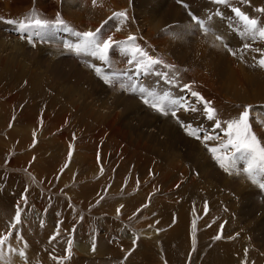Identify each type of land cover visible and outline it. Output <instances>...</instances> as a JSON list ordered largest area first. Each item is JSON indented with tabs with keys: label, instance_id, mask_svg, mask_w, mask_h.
<instances>
[{
	"label": "rangeland",
	"instance_id": "obj_1",
	"mask_svg": "<svg viewBox=\"0 0 264 264\" xmlns=\"http://www.w3.org/2000/svg\"><path fill=\"white\" fill-rule=\"evenodd\" d=\"M114 1L0 0V202L8 204L6 210L0 208V235L13 233L2 249L0 264H151L150 258H155V264H208L211 247L217 248L221 242L236 238L240 264H264V201L253 183L243 174L225 173L205 142L192 139L176 119L160 117L130 94L123 93L119 86L106 85L95 72L74 59L68 49L37 40L43 38L42 33L32 35L35 46L13 36L8 30L11 24L6 21L28 22L35 13V18L47 20L49 24L59 18L64 24L87 32L100 29V33L108 34L115 30L110 32L113 41L129 35L140 36L155 51L156 59H163L179 72V84L189 82L204 100L217 103L212 107L223 128L224 121L238 118L244 107L250 105V127L261 144H264V80L259 77L264 79V68L259 67V60L264 54V40L248 29L249 32L240 33L241 24L235 17L227 16L222 6L226 24L212 19L208 26L211 31L198 30L186 13L199 14L207 5L203 1L196 2L198 7L191 4L184 6L185 9L173 0ZM237 2L257 23L258 17L264 16L262 9ZM111 12L126 15L112 21ZM231 25L237 30H230ZM28 31L32 34L34 27ZM214 33L221 35L220 43ZM243 40L250 47H238ZM108 64L113 68L122 65L113 57ZM235 70L241 73L235 75ZM89 101L106 104L107 109L91 105ZM126 104H131L130 109L123 108ZM195 105L197 111L179 114V118L210 131L215 121L206 118L202 103ZM22 112H26V118L31 116V122L22 118ZM47 119H60L58 126H63L60 130L58 126L54 129L46 124ZM97 119L100 120L94 124ZM98 125L102 133L97 140L90 141L84 135L95 132ZM164 125L168 129L162 128ZM64 127L66 134L58 138ZM223 128L221 139L207 141L209 146H217L226 139ZM26 137L28 141L23 142ZM83 141L88 146H82ZM76 143L79 155L73 152ZM82 187L89 188L87 193ZM17 205L22 210V222L12 229L10 224L14 223ZM185 208L190 211V219L182 213L186 212ZM198 225L201 227L195 228ZM177 227H183L179 234L165 235V231L171 232ZM58 228L59 235L52 240ZM138 231L158 238H139ZM183 231L187 238L193 232L194 240L191 236L188 239L191 249L182 241ZM217 235L221 239H215ZM69 239L72 240L70 258L53 259L68 255ZM78 245L85 249L77 251ZM19 251L25 256H19ZM237 255L230 257V264L238 263ZM221 261L222 257L217 255L214 264Z\"/></svg>",
	"mask_w": 264,
	"mask_h": 264
},
{
	"label": "snow or ice",
	"instance_id": "obj_2",
	"mask_svg": "<svg viewBox=\"0 0 264 264\" xmlns=\"http://www.w3.org/2000/svg\"><path fill=\"white\" fill-rule=\"evenodd\" d=\"M217 3H227V0H216ZM95 3V0H94ZM236 15L247 26L248 30L258 36L261 40H264V26H258L257 20L249 18L248 16L241 13L239 9L234 10ZM261 11H264L262 9ZM114 15H119L124 17L126 14L121 12ZM2 19V18H0ZM192 19L196 22L201 29L205 28V24L202 20L198 19L195 16H192ZM9 24H18V31L24 33L30 28H46L49 26V22L43 19L35 18V13L32 14L31 18L28 19V22L25 21H6ZM56 24L62 25L64 21L57 18ZM100 29H97L95 32L88 31L83 33H78L80 36V42L76 44H65L64 47L73 51L77 56L81 54L89 55L93 58L100 60L101 62L107 64L109 62V51L113 48L114 42L111 36H108L106 39H101L99 36ZM22 39L26 38L28 43L35 46L31 37L21 36ZM220 39V37H217ZM128 42L135 40L134 36H129L127 38ZM250 47V45H245V48ZM131 58L128 59L127 63L133 65L136 71H149L154 65L161 64L162 61L155 59L148 55L143 49L139 47H134L131 50ZM256 51H260L256 49ZM235 55V53H233ZM259 66L264 68V54H262L259 60ZM88 67L95 71V74L103 80L106 85L114 86L119 83V86L124 91H131L133 93L137 92V89L133 85L126 87L123 82L119 80V75L116 72H103L102 68L89 63ZM186 88L190 86L185 85ZM140 99L145 105H148L156 112L169 116L177 120V123L184 128L187 135L194 137L197 140L205 142V147L212 154L213 159L218 163L219 167L227 174H244L252 183H257L256 176L259 174L261 179L259 181V187L264 189V144L258 140L257 136L252 132L250 127V118H251V106H245L244 110L240 113L239 117L236 119H230L225 121L224 124L226 127L223 128V136L226 138L222 143L217 146H209L206 142L210 140H220L219 135H201L198 128H194L192 125L184 124L180 121L177 116L176 107L179 105L184 108L186 111H197L196 108H188L187 106L181 104L177 100H169L165 96H157L151 91H147L144 88L139 89ZM191 95L197 99V102L203 104V112L206 115V118L210 121H215V128L221 129L222 124L219 120L216 119V109L212 107L210 101L204 100L200 93L196 91H191ZM171 106V107H170ZM71 157V152L69 153V158ZM238 161H243L244 166L242 168H237ZM102 171V169H101ZM26 201V198H25ZM21 208L17 205V209L14 216V223L10 224V228L15 229L17 225L22 222L21 217ZM119 211V210H118ZM13 233L8 232L6 234L0 235V259H2V249L5 247L7 241L12 237ZM59 235V228L57 229L56 234L51 237L52 240L56 239V236ZM215 239H221L220 235H217ZM68 247L66 252L68 255L63 258L53 259H68L71 256L72 249V240L67 241ZM13 252H16V249H10ZM95 250V245H93V251ZM19 256L24 257L25 253L23 251L18 252Z\"/></svg>",
	"mask_w": 264,
	"mask_h": 264
},
{
	"label": "bare ground",
	"instance_id": "obj_3",
	"mask_svg": "<svg viewBox=\"0 0 264 264\" xmlns=\"http://www.w3.org/2000/svg\"><path fill=\"white\" fill-rule=\"evenodd\" d=\"M114 1V0H113ZM123 1H125V0H123ZM239 2H241V3H243L244 4V6H247V7H250V8H257L258 7V10H259V8L260 9H264V0H263V2L261 1V0H238ZM115 2V1H114ZM135 2V1H134ZM40 4V3H39ZM245 4H249V5H245ZM120 6V5H119ZM243 6V5H242ZM128 7V6H127ZM163 7V6H162ZM99 8V7H98ZM154 8V7H153ZM164 8L165 7H163V10H164ZM128 9H130V7H128ZM157 9V8H156ZM155 9V10H156ZM99 10V9H98ZM118 10V9H117ZM157 10H160V9H157ZM155 11V12H158V11ZM251 10V9H250ZM39 11V10H38ZM119 11V10H118ZM122 11V10H121ZM166 11V10H165ZM171 11V10H170ZM120 12V11H119ZM129 12V11H128ZM127 12V13H128ZM262 12H264V11H262ZM46 13V12H45ZM97 13V12H96ZM152 14H153V12H152ZM167 13L165 12V15H166ZM171 14V13H170ZM256 14V13H255ZM49 15V14H48ZM161 15V14H160ZM78 17V16H77ZM95 17H97V16H95ZM99 17H100V15H99ZM165 17V16H164ZM172 17V16H171ZM175 17V16H174ZM255 18H257L256 16H254ZM173 18V17H172ZM74 19V18H73ZM81 19H84V18H81ZM181 19V18H180ZM184 19V18H183ZM258 26H264V16H260V17H258ZM79 20V19H78ZM99 20V19H98ZM175 20V19H174ZM74 21H76L75 19H74ZM95 23H97V21H95L94 22V24ZM233 23H237V22H235V21H233ZM91 24H93V23H91ZM90 24V25H91ZM93 24V25H94ZM242 25V24H241ZM241 25L239 26V28H240V33H242V31H243V33L244 32H249L248 30L246 31V29H248V28H246V27H244V26H242L241 27ZM81 26V25H80ZM232 26V25H231ZM161 27V26H160ZM238 27V26H237ZM137 30H139V29H137ZM181 30V29H180ZM179 30V31H180ZM237 30V29H236ZM225 31V30H224ZM230 31V30H229ZM160 32V31H159ZM222 32V31H221ZM226 34V33H225ZM234 34V33H233ZM239 34V33H238ZM146 35V34H145ZM218 35H219V37H220V39H216L219 43H220V40H221V35L218 33ZM223 35V34H222ZM243 35H245V34H243ZM247 35V34H246ZM251 35V34H250ZM215 36V35H214ZM225 35H223V37H224ZM236 36H237V34H236ZM252 36V35H251ZM225 38V37H224ZM236 38H238V37H236ZM244 38V37H243ZM227 39V38H226ZM225 39V40H226ZM244 39H246V38H244ZM214 40V39H213ZM233 41V40H232ZM239 41V40H238ZM22 44H23V42L22 41H20ZM222 42V41H221ZM227 42V41H226ZM237 42V41H236ZM241 42V41H240ZM243 42L245 43V41L243 40ZM242 42V43H243ZM20 43V44H21ZM225 43V42H224ZM12 44V43H11ZM19 44V43H18ZM21 44V45H22ZM152 43H151V40H150V45H151ZM227 44H229V43H227ZM236 44V43H235ZM249 44V43H248ZM24 45H25V42H24ZM31 45V44H30ZM15 46V45H14ZM28 46V45H27ZM155 46H157V45H155ZM215 46H217V45H215ZM234 46V45H233ZM17 47V46H16ZM25 47V46H24ZM23 47V48H24ZM258 47V46H257ZM45 48V47H44ZM52 49H54V48H52ZM224 49V48H223ZM222 49V50H223ZM55 50V49H54ZM57 50V49H56ZM174 50V49H173ZM237 50V49H236ZM159 51H161V50H159ZM240 51H241V49H240ZM64 53V52H63ZM165 53V52H164ZM245 53V52H244ZM247 53H249V52H247ZM156 54V53H155ZM166 54V53H165ZM204 54V53H203ZM242 54V53H241ZM60 55V54H59ZM69 56V55H68ZM226 56V55H225ZM158 57V56H157ZM236 57H237V54H236ZM247 57V59H248V56H246ZM252 57V56H251ZM224 58V57H223ZM238 58H239V60H240V55H238ZM215 60V59H214ZM228 61V60H227ZM231 61V60H230ZM230 61H228V62H230ZM240 61H242V60H240ZM80 62V61H79ZM216 62V61H215ZM5 63V62H4ZM231 63V62H230ZM235 63V62H234ZM238 63H240V62H238ZM237 63V64H238ZM244 63V62H243ZM246 63V62H245ZM81 64H83V63H81ZM236 64V65H237ZM84 65V64H83ZM227 65H228V63H227ZM232 65V64H231ZM85 66V65H84ZM206 66V65H205ZM217 66V65H216ZM240 66H242L241 64H240ZM86 67V66H85ZM197 67V66H196ZM232 67H233V65H232ZM235 67L236 66H234L233 68L235 69ZM260 67V66H259ZM208 68V67H207ZM242 68H243V66H242ZM241 68V69H242ZM237 69V68H236ZM239 69V68H238ZM187 70V69H186ZM210 70V69H209ZM230 70V69H229ZM250 70V69H249ZM19 71V70H18ZM231 71V70H230ZM237 70H235V73H237V74H235V75H239L238 74V72H240L239 70L236 72ZM193 72V71H192ZM196 72V71H195ZM232 72V71H231ZM231 72H229V73H231ZM233 73V72H232ZM241 73V72H240ZM79 74V73H78ZM201 74V73H200ZM244 74V73H243ZM242 74V75H243ZM84 75V74H83ZM231 75V74H230ZM241 75V74H240ZM242 75H241V77H242ZM248 75H249V73H248ZM30 76V75H29ZM94 76V75H93ZM32 77V76H31ZM61 77V76H60ZM198 77V76H197ZM235 77V76H234ZM250 77H251V74H250ZM22 78V77H21ZM78 78V77H77ZM92 78V77H91ZM129 78V77H128ZM200 78V77H199ZM240 78V77H239ZM37 79V78H36ZM248 79H250V78H248ZM259 79H261V80H264L262 77H259ZM91 80V79H90ZM93 80V79H92ZM212 80V79H211ZM124 81H126V80H124ZM238 81V80H237ZM240 81V80H239ZM247 81V80H246ZM97 82V81H96ZM198 82V81H197ZM100 83V82H99ZM196 83V82H195ZM211 83H212V81H211ZM220 84V83H219ZM210 85V84H209ZM240 85V84H239ZM68 86V85H67ZM207 86H208V84H207ZM234 86V85H233ZM118 88V87H117ZM102 89V88H101ZM67 90V89H66ZM69 90V89H68ZM95 90V89H94ZM15 91V90H14ZM83 93V92H82ZM39 94V93H38ZM93 94V93H92ZM38 96V95H37ZM85 96V95H84ZM115 96V95H114ZM119 96V95H118ZM122 96V95H121ZM89 97V96H88ZM91 97V96H90ZM113 97V96H112ZM92 99L91 100H93L94 99V97H91ZM89 99V98H88ZM128 100V99H127ZM132 100V99H131ZM96 101V100H95ZM130 101V100H129ZM133 101V100H132ZM132 101H130V103L131 104H133L132 103ZM234 101V100H233ZM89 102H91V101H89ZM123 102H124V100H123ZM126 102H128V101H126ZM133 102H135V101H133ZM136 102H137V100H136ZM92 103V102H91ZM111 103V102H110ZM121 103V102H120ZM214 103H216L215 101H214ZM214 103H212L211 105H213ZM129 104V103H128ZM128 104H126L125 106H123V108L124 107H128V109H130L129 107H130V105H128ZM138 104V103H137ZM140 104V103H139ZM217 104V103H216ZM215 104V105H216ZM221 104V103H220ZM237 104V103H236ZM91 105H98V106H100L101 108H103L104 110L105 109H107V106H106V104H96V103H92ZM121 105H124V104H122L121 103ZM135 104H133V106H134ZM132 106V107H133ZM235 106V105H234ZM120 107V106H119ZM132 107H131V110L130 111H132ZM135 107H136V105H135ZM138 107H139V105H138ZM220 107V106H219ZM137 108V107H136ZM143 108V107H142ZM222 108V107H221ZM93 109V108H92ZM98 109V108H97ZM127 108H126V110H128ZM140 109V108H139ZM99 110V109H98ZM141 110V109H140ZM129 111V110H128ZM133 111H134V109H133ZM144 111V110H143ZM147 111V110H146ZM149 111V110H148ZM101 112V111H100ZM117 112V111H116ZM115 112V113H116ZM203 112V111H202ZM24 113H26V112H22V118H24L25 119V121H28V122H31V120H29L30 118H31V116H29L28 118H26L25 116H24ZM29 114H32V113H30V111L28 112ZM104 113V112H103ZM131 113V112H130ZM133 113H135V111L133 112ZM221 113V112H220ZM219 113V114H220ZM136 114V113H135ZM148 114H149V112H148ZM146 115V114H145ZM218 115V114H217ZM221 115V114H220ZM109 116V115H108ZM111 116V115H110ZM109 116V117H110ZM133 116V115H132ZM137 116H138V114H137ZM137 116H135V117H137ZM160 116V115H159ZM151 117L153 118V116L151 115ZM150 117V118H151ZM161 117V116H160ZM164 117H166V116H164ZM123 118V117H122ZM216 118H217V116H216ZM24 119H23V121H24ZM114 119V118H113ZM221 119V118H220ZM224 119V118H223ZM98 120H100V119H97V120H95V121H93V123L95 124ZM153 120H155L156 121V119H155V117H154V119ZM4 121V120H3ZM47 121V123L46 124H48V126H50V127H54V129H56L57 128V126L59 125V123H60V121H62V120H60V119H57V120H46ZM173 121V120H172ZM171 121V122H172ZM64 122V121H63ZM63 122L61 123V124H63ZM105 122H107V121H105ZM158 123H159V121H157ZM175 122V121H174ZM225 122V121H224ZM263 122V121H262ZM100 123V122H99ZM163 124H164V122H162ZM222 123V122H221ZM65 124V123H64ZM108 124V123H107ZM173 124V123H172ZM175 124V123H174ZM214 124V123H213ZM93 125V124H92ZM103 125V124H102ZM167 125V124H166ZM225 125V124H224ZM223 125V126H224ZM1 126V125H0ZM63 126V125H62ZM62 126H60V127H62ZM99 127L98 128H94V129H96L95 130V132H93V133H91V134H89V133H87L86 135H84V136H87L88 135V138H89V140L90 141H95V140H97L99 137H100V135H101V133H102V127H101V125H98ZM137 126V125H136ZM142 126V125H141ZM163 126V125H162ZM165 126V125H164ZM5 127V126H4ZM28 127V126H27ZM59 126H58V128H59V130L61 129ZM90 127H92L91 125H90ZM89 127V128H90ZM133 127V126H132ZM65 128V127H64ZM136 128V127H135ZM162 128H167L166 126L165 127H162ZM221 128H223V127H221ZM68 129V128H67ZM108 129V128H107ZM168 129V128H167ZM58 130V129H57ZM66 128L65 129H62L59 133H58V138L59 137H63L65 134H66ZM142 130V129H141ZM221 130V129H220ZM209 131V130H208ZM222 131H223V129H222ZM109 132V131H108ZM125 132V131H124ZM70 133V132H69ZM21 134H24V133H21ZM71 134V133H70ZM122 134H123V132H122ZM171 134V133H170ZM25 135V134H24ZM23 135V136H24ZM26 135H28V134H26ZM208 135V134H207ZM29 136V135H28ZM90 136V137H89ZM124 136V135H123ZM133 136V135H132ZM66 137H67V135H66ZM126 137V136H125ZM65 138V137H64ZM68 138H70V137H68ZM87 138V139H88ZM116 138V137H115ZM55 139V138H54ZM57 139V138H56ZM61 140V139H60ZM70 140H71V138H70ZM76 140V139H75ZM23 142H27L28 141V139H27V137H26V139H24V140H22ZM49 141V140H48ZM62 141V140H61ZM66 142V141H65ZM78 142V141H77ZM18 145V144H17ZM16 145V146H17ZM63 145V144H62ZM83 145H86V146H88V144H87V142H84L83 141V144H82V146ZM78 146V144L76 143V149L75 148H73V152L75 151V153L77 154V155H79V150H80V148H78L77 147ZM93 146V145H92ZM95 146V145H94ZM213 146V145H212ZM19 146H17V148H18ZM68 147V146H67ZM67 147L65 148V150H64V152H66L67 153V150H69V149H67ZM131 147V146H130ZM170 147V146H169ZM61 148V147H60ZM201 148V147H200ZM102 149H104V148H102ZM63 150V149H62ZM106 150V149H105ZM192 150H193V148H192ZM207 150V149H206ZM103 151V150H102ZM100 152V151H99ZM104 152V151H103ZM102 152V153H103ZM171 153V152H170ZM75 155V154H74ZM73 155V156H74ZM113 155V154H112ZM65 157H66V154L64 155ZM83 156V155H82ZM75 157V156H74ZM174 157V156H173ZM77 158V157H76ZM128 159V158H127ZM63 161H64V157H63V159H62ZM131 160V159H130ZM129 160V161H130ZM211 160V159H210ZM171 162H173V161H171ZM131 163V162H130ZM194 163V162H193ZM204 163V162H203ZM36 164V163H35ZM105 165V164H104ZM210 166H212L211 164H210ZM71 167V166H70ZM69 167V168H70ZM165 167V166H164ZM169 167L170 166H168V169H169ZM68 168V169H69ZM163 168V167H162ZM211 168V167H210ZM164 169V168H163ZM170 169H171V167H170ZM172 169H173V166H172ZM175 169H177V168H175ZM212 169V168H211ZM70 170V169H69ZM71 170H72V168H71ZM181 170V169H180ZM155 171V170H154ZM172 171V170H171ZM176 171H178V170H176ZM219 171V170H218ZM71 172V171H70ZM179 172V171H178ZM91 173H94V170L93 171H91ZM107 173V172H106ZM121 173V172H120ZM154 173V172H153ZM169 174H170V171L168 172ZM177 173V172H176ZM194 173V172H193ZM157 174V173H156ZM164 174V173H163ZM178 175V174H177ZM160 176V175H159ZM165 176V175H164ZM168 176V175H167ZM80 177H82V176H80ZM90 177H91V174H90ZM106 177V176H105ZM179 177H181V176H179ZM162 178L164 179V177H163V175H162ZM169 178V177H168ZM176 178V177H175ZM173 179V178H172ZM259 179H261V177H260V175L258 174L257 176H256V180H259ZM171 180V179H170ZM158 181V180H157ZM166 181V180H165ZM159 182V181H158ZM173 182V181H172ZM248 182V181H247ZM94 183V182H93ZM132 183V182H131ZM150 183L151 182H149V185H150ZM163 183H166V182H164L163 181ZM171 183V182H170ZM193 183V182H192ZM240 183V182H239ZM241 183H242V181H241ZM95 184V183H94ZM168 184V183H167ZM172 184H175L174 182L172 183ZM191 184V183H190ZM234 183H232V185H233ZM101 185V184H100ZM146 185V184H145ZM176 185V184H175ZM256 187H257V189L261 192V195H262V192H263V194H264V189H261L260 187H259V185H256V184H254ZM92 186H93V189H94V185L92 184ZM147 186V185H146ZM153 186V185H152ZM172 186V185H171ZM234 186V185H233ZM247 186V185H246ZM98 187H99V184H98ZM173 187H175V186H173ZM235 187V186H234ZM241 187V186H240ZM131 188V187H130ZM130 188H129V190H130ZM133 188V187H132ZM187 188V187H186ZM74 189V188H73ZM194 189V188H193ZM242 189V188H241ZM240 189V190H241ZM250 188H248V190H249ZM81 190L84 192V193H87V191L89 190V188H84V187H82L81 188ZM133 191V190H132ZM192 191V190H191ZM252 191V190H251ZM250 191V192H251ZM249 192V193H250ZM195 194V193H194ZM194 194H192V195H194ZM83 195H85V194H83ZM196 195V194H195ZM89 197V196H88ZM195 197V196H194ZM193 197V198H194ZM247 197V196H246ZM262 197H263V195H262ZM86 198V197H85ZM194 199H196V197L194 198ZM196 202H197V200H195ZM260 202V201H259ZM159 204V203H158ZM161 204V203H160ZM181 205V204H180ZM197 205H198V202H197ZM196 205V206H197ZM6 206H8V204H2L1 202H0V208H4L5 210H6ZM147 206V205H146ZM160 206V205H159ZM164 206V205H163ZM185 206H187V205H185L184 204V207ZM195 206V205H194ZM195 206V207H196ZM199 206V205H198ZM197 206V207H198ZM179 207V206H178ZM196 207V208H197ZM193 208V207H192ZM195 208V209H196ZM173 209V208H172ZM180 209V208H179ZM257 209H258V207H257ZM178 210V209H177ZM180 210H183V208L181 207V209ZM189 210H192V209H190L189 208ZM197 210V209H196ZM179 211V210H178ZM185 211H186V208H185ZM194 211V210H193ZM200 211V210H199ZM176 212V211H175ZM187 212V213H186ZM186 212H184V211H182V213L185 215V216H187L188 218L190 217L189 215H190V211H186ZM178 213H180V212H178ZM182 213H180V214H178L179 215V217L182 219V220H184L185 221V217L183 216V214ZM191 213H192V211H191ZM199 214H200V212H199ZM198 214V215H199ZM176 215V214H175ZM178 215H176L177 217H178ZM194 215V214H193ZM192 215V218L195 220V216H193ZM10 216V215H9ZM141 216V215H140ZM176 216H175V221H176V219H178V218H176ZM1 218V217H0ZM2 219V218H1ZM142 219V218H141ZM144 219V218H143ZM190 219V218H189ZM189 219H188V221H189ZM145 220V219H144ZM174 221V222H175ZM177 223H179V221H176V224ZM201 223V222H200ZM192 224V223H191ZM194 224V223H193ZM196 224V223H195ZM202 224V223H201ZM200 224V225H201ZM171 225V224H170ZM197 225V224H196ZM200 225H198L197 227H195V228H199V226ZM201 227V226H200ZM177 228H179V227H177ZM177 228H173L172 229V231L170 232V230L169 231H165V235H171V234H175V233H177V234H179L178 233V231H180V228H183V227H180L179 229H177ZM185 228V227H184ZM192 228V227H191ZM191 228H190V230H191ZM138 228L137 227H135V231L137 230ZM153 230V229H152ZM152 230H150V232L152 233ZM186 231V230H185ZM185 231H183V238H182V241H184L185 242V246H187V248H189V245H190V243L188 242V239L190 238V236L192 237V233L193 232H191L190 231V233H191V235L189 236V238H187V236H184L185 235ZM189 231V230H188ZM130 232V231H129ZM139 233V238H142L143 236L144 237H148V238H150V239H152V240H154V239H156V238H158V237H149L150 235H151V233H146L145 231H138L137 232V234ZM186 233H187V231H186ZM157 234H158V232H157ZM195 234V233H194ZM226 234H228V233H226ZM225 234V235H226ZM135 235V234H134ZM201 235V234H200ZM124 236V235H123ZM137 236V235H136ZM164 236V235H163ZM194 236V235H193ZM128 237V236H127ZM167 237V236H166ZM197 236H195V238H196ZM227 237H230V236H227ZM164 238V237H163ZM169 239H170V236L168 237ZM191 239V238H190ZM189 239V240H190ZM192 239H193V237H192ZM159 240H160V238H159ZM194 240V239H193ZM146 241H148V240H146ZM198 242V241H197ZM23 243V242H22ZM221 243H223V244H219L218 246H217V248H214V246L213 247H211L210 248V251H211V254L212 255H210L211 256V259L210 260H208L209 261V263L208 264H214V262H215V260H216V256L217 255H219V256H221L222 257V261H221V263L220 264H230V261H229V259H230V257L232 256V257H234L233 256V254L234 255H237L238 253H240L239 252V246H238V238H236V239H234V240H232V241H226V242H221ZM146 244H147V242H146ZM146 244H145V246H146ZM170 246H171V244H170ZM209 246V245H208ZM77 247V246H76ZM83 248H84V246H83ZM83 248L81 247V245H78V247H77V251H83ZM147 248V247H146ZM156 248H158V247H156ZM186 248V247H185ZM186 248V249H187ZM208 248V247H207ZM85 249V248H84ZM189 249H191V247L189 248ZM188 249V250H189ZM74 250V249H73ZM242 250V249H241ZM86 251H84V253H85ZM167 252V251H166ZM87 253V252H86ZM141 253H142V251H141ZM207 255H209V254H207ZM11 258V257H10ZM138 258V257H137ZM235 258H236V260L238 261V263H236V264H240V260L241 259H239V257H238V255L237 256H235ZM241 258V257H240ZM209 259V258H208ZM234 259V258H233ZM232 259V260H233ZM205 261V260H204ZM207 261V262H208ZM0 262H2V259H0ZM151 264H155L156 263V260H155V258H150V261H149ZM206 262V261H205Z\"/></svg>",
	"mask_w": 264,
	"mask_h": 264
}]
</instances>
